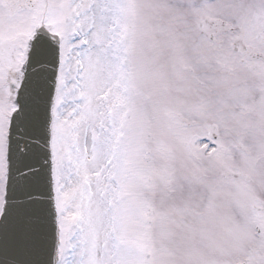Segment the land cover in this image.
Segmentation results:
<instances>
[{"label": "snow or ice", "instance_id": "obj_1", "mask_svg": "<svg viewBox=\"0 0 264 264\" xmlns=\"http://www.w3.org/2000/svg\"><path fill=\"white\" fill-rule=\"evenodd\" d=\"M0 264H264V0H0Z\"/></svg>", "mask_w": 264, "mask_h": 264}]
</instances>
